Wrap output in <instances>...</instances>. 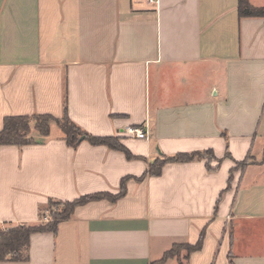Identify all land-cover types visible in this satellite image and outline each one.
<instances>
[{"label":"crops","instance_id":"crops-1","mask_svg":"<svg viewBox=\"0 0 264 264\" xmlns=\"http://www.w3.org/2000/svg\"><path fill=\"white\" fill-rule=\"evenodd\" d=\"M64 112L134 157L32 125L34 143L0 145V226L128 177L125 192L77 206L30 235L26 261L0 264H264V17H239L237 0H0V130L6 116ZM204 150L209 165L139 179L162 155Z\"/></svg>","mask_w":264,"mask_h":264},{"label":"trees","instance_id":"trees-1","mask_svg":"<svg viewBox=\"0 0 264 264\" xmlns=\"http://www.w3.org/2000/svg\"><path fill=\"white\" fill-rule=\"evenodd\" d=\"M237 12L239 17H264V7L253 6L248 0H237ZM51 121H54L58 125L63 133L64 140L68 145L75 146L78 143V139L82 137L91 144H101L117 149L123 152L128 159L134 157L117 138L111 136H92L81 130L68 118L66 112H64L60 119L54 118L49 114L6 116L3 119L2 128L0 130V145L12 144L22 146L24 144L34 143V140L29 136L31 122L33 123V129L36 133L40 137H46L50 132ZM204 153L214 157L211 150L178 152L172 155H162L160 158H157L148 164L147 169L139 179H143L146 176L159 175L162 167L166 163L201 160ZM225 156H228V154ZM207 168L210 169L208 165ZM127 180L128 177L122 178L120 181L119 192L112 195L106 192H97L82 195L72 201L48 199V201L39 208L38 221L36 223L19 224L4 229L0 228V261H26L28 258L27 249L29 238L32 233H55L58 224L70 218L77 206L104 198L114 201L125 192V182ZM43 208H46L45 210L48 212L47 217L43 214ZM201 241L202 238L200 237L196 244L184 245L186 249L185 256L190 252L197 250L201 246ZM176 246L177 245H173L168 251H166L162 259L174 256L176 252L173 248ZM185 256L184 259L186 258Z\"/></svg>","mask_w":264,"mask_h":264},{"label":"rangeland","instance_id":"rangeland-1","mask_svg":"<svg viewBox=\"0 0 264 264\" xmlns=\"http://www.w3.org/2000/svg\"><path fill=\"white\" fill-rule=\"evenodd\" d=\"M33 125V123L31 122V126ZM50 128H51V132L53 133V134H55L56 132H58L59 131V127L56 125V124H53V122L51 123V126H50ZM37 134V133H36ZM37 137H39V135L37 134ZM202 159H205L206 160V163L209 165V163H210V161H212V159H213V157L211 156V155H209V154H205L204 153V155H203V157H202ZM248 160H249V158H248ZM245 161H247V159L245 160ZM244 162H242V163H240V164H243ZM237 165H239V164H237ZM118 190H120V188H118ZM119 192V191H118ZM57 208H60V207H57ZM46 208H43V214L45 215V217H47V214H48V212H47V210H45ZM43 220H44V218H43ZM0 228L1 229H4V228H6V227H4V226H0ZM177 246L175 247V248H173V250L176 252V254H180L181 255V257H179L180 259L181 258H183L184 256H185V254H186V249H185V246L184 245H190V244H187V243H179V244H176Z\"/></svg>","mask_w":264,"mask_h":264},{"label":"built area","instance_id":"built-area-1","mask_svg":"<svg viewBox=\"0 0 264 264\" xmlns=\"http://www.w3.org/2000/svg\"><path fill=\"white\" fill-rule=\"evenodd\" d=\"M145 1L155 5L158 3V0H145ZM124 133L133 138H138V139L146 138L147 135V132L142 126H127L124 128Z\"/></svg>","mask_w":264,"mask_h":264},{"label":"water","instance_id":"water-1","mask_svg":"<svg viewBox=\"0 0 264 264\" xmlns=\"http://www.w3.org/2000/svg\"><path fill=\"white\" fill-rule=\"evenodd\" d=\"M83 138L82 137H80L79 139H78V141H80V140H82Z\"/></svg>","mask_w":264,"mask_h":264}]
</instances>
